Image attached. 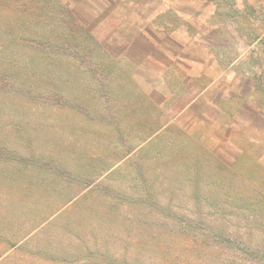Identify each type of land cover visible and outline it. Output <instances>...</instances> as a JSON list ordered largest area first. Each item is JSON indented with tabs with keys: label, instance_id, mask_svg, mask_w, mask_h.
I'll return each instance as SVG.
<instances>
[{
	"label": "rangeland",
	"instance_id": "rangeland-1",
	"mask_svg": "<svg viewBox=\"0 0 264 264\" xmlns=\"http://www.w3.org/2000/svg\"><path fill=\"white\" fill-rule=\"evenodd\" d=\"M47 1L76 35L85 28L94 36V47L84 48L105 68L86 62L84 74L95 71L86 85L101 86L99 101L113 118L105 126L117 128V142L127 145L99 164L107 166L104 176L118 170L116 178L129 179L136 166L154 179L163 173L169 193L159 196L171 207L142 224L113 212L103 223L101 201L82 199L103 173L71 197L34 178L27 195L10 189L13 176L3 175L0 201L13 212L4 217L0 264H77L78 255L60 257L56 248L76 251L78 234L89 241L106 230L108 247L128 244L138 259L139 251L158 247L163 264L176 251L178 264L254 263L251 254L233 257L225 247L264 242V0ZM190 215L197 216L196 237L168 235L173 222L187 225ZM216 227L223 234L209 231Z\"/></svg>",
	"mask_w": 264,
	"mask_h": 264
},
{
	"label": "trees",
	"instance_id": "trees-1",
	"mask_svg": "<svg viewBox=\"0 0 264 264\" xmlns=\"http://www.w3.org/2000/svg\"><path fill=\"white\" fill-rule=\"evenodd\" d=\"M51 4L47 0H0V176H13L10 189H20L27 195L30 179L34 178L39 186L71 197L86 181L99 178L103 173V178L82 197L95 196L101 201L105 211L100 207L97 211L103 215L100 222L108 220L111 212L124 217L129 225L142 224L149 217L162 215V209L171 207L168 197L159 196L169 193L163 173L154 179L150 171L145 172L146 168L144 171L136 166L134 172L129 171V179L116 178L114 174L118 170L104 176L107 166L99 164L105 156L119 155L127 145L124 140L117 142L120 132L117 128L105 126L113 124V118L109 117L111 107L99 101L101 86L88 89L86 85L95 74L90 68H84L89 77L84 74L86 62L90 60L105 68L94 51L84 48L94 47V36L85 28H82L84 35H76L73 26L55 16ZM9 13H14V18ZM105 76L101 78L103 83ZM67 117L74 118L71 125ZM59 126L65 131L58 130ZM83 138L89 144L81 145ZM79 158H86L87 163L77 162ZM11 212L10 206L0 201L2 238L7 228L4 217ZM175 213L165 212L173 217ZM190 217L187 225L173 222L168 235L196 237L198 231L193 229L192 223L197 221V216ZM214 220L215 217L208 219L209 222ZM156 229L161 231L159 227ZM209 231L223 234L218 228ZM108 232L93 234L89 241L78 234L76 251L70 249V244H63L64 249L57 247L56 251L64 258L74 252L79 256L77 264H163L157 258L158 247L149 248L146 253L139 251L143 254L139 259L128 244L116 249L108 247L105 238L109 237ZM202 237L208 242L207 237ZM223 237L230 239L229 235ZM225 248L233 257L251 254L254 256L252 264L264 262V242ZM197 253L200 254L199 250ZM179 258L176 251L175 257H169L166 264H178Z\"/></svg>",
	"mask_w": 264,
	"mask_h": 264
}]
</instances>
